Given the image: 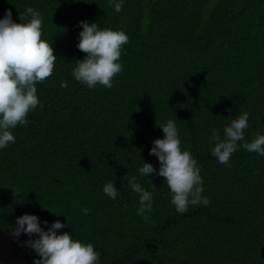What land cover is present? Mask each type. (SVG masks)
Here are the masks:
<instances>
[{"label":"trees","instance_id":"1","mask_svg":"<svg viewBox=\"0 0 264 264\" xmlns=\"http://www.w3.org/2000/svg\"><path fill=\"white\" fill-rule=\"evenodd\" d=\"M118 2L0 0V19L11 10L15 23L36 9L57 56L51 77L36 85L43 107L10 129L15 141L0 149V228L35 260L26 241L38 234L13 235L25 214L45 231L65 224L57 234L92 244L97 264H264V156L242 146L264 135V0H122L117 13ZM81 21L129 38L111 89L72 76L86 56L77 48ZM245 112L244 140L221 164L212 135L223 138ZM169 120L210 201L185 214L165 178L139 172L144 163L158 172L149 152ZM125 175L152 194L151 212L137 215L139 194ZM109 182L116 199L103 192Z\"/></svg>","mask_w":264,"mask_h":264},{"label":"clouds","instance_id":"2","mask_svg":"<svg viewBox=\"0 0 264 264\" xmlns=\"http://www.w3.org/2000/svg\"><path fill=\"white\" fill-rule=\"evenodd\" d=\"M122 6V0L115 3V11L119 13ZM19 20L20 23L13 22L11 10L0 19V149L15 141L10 129L25 125L28 114L37 105L43 107L37 96L36 85L51 77L57 60L52 44L42 39L40 13L29 6L23 13H19ZM80 25L83 30L79 33L77 48L86 56L83 60H77L72 76L89 88L101 85L111 89L113 78L122 70L118 61L122 47L129 42V38L123 31L99 30L96 23L90 25L81 21ZM61 87L66 88L67 83L62 82ZM248 119L249 114L245 112L233 120L224 128L223 138L219 130L213 133L215 144L211 154L221 164L229 162L232 154L238 150L237 142L244 140L245 130L249 126ZM159 126L164 138L156 139L149 152L158 158L159 170L157 172L151 164L144 163L139 169L140 175L147 177L149 174H158L165 178L172 193L171 203L180 214L188 211L189 204L207 206L209 199L201 195L204 188L200 168L189 151L181 150L175 122L169 120ZM254 137L252 142H245L243 148L264 156V135L254 134ZM121 179L127 180L132 191L139 194L137 215L151 212L152 194L141 187L135 176L125 175ZM103 192L112 199L118 195L117 188L111 182L103 187ZM89 212L90 209H83V214ZM16 223L14 236H19L21 232L29 236L38 234L39 238L26 241L40 257L35 260V264H97L99 254L92 244L73 239L67 232L57 234V230L65 227L59 220L47 231L41 228L35 215L25 214L18 217Z\"/></svg>","mask_w":264,"mask_h":264},{"label":"water","instance_id":"3","mask_svg":"<svg viewBox=\"0 0 264 264\" xmlns=\"http://www.w3.org/2000/svg\"><path fill=\"white\" fill-rule=\"evenodd\" d=\"M0 260L4 264H35V259L0 228Z\"/></svg>","mask_w":264,"mask_h":264}]
</instances>
